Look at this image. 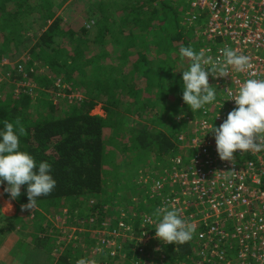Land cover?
<instances>
[{
  "label": "trees",
  "instance_id": "16d2710c",
  "mask_svg": "<svg viewBox=\"0 0 264 264\" xmlns=\"http://www.w3.org/2000/svg\"><path fill=\"white\" fill-rule=\"evenodd\" d=\"M187 5V0H0V62L10 57L16 63L31 47L29 60L18 64L23 73L12 79L29 76L41 88L37 94L16 96L0 88V122L25 129L20 150L37 163L49 162L57 181L48 196L38 198L33 225L22 224L37 233L33 259L48 264V234L60 232L47 226V215H68L87 229L104 222L115 227L122 219L135 226L137 236L142 216L153 215V201L138 176L169 181L170 160L185 152L178 138L193 128L185 118L194 113L182 101L181 73L191 61L181 58L179 49L191 46L199 52L204 43L195 35L200 24L187 25L192 19ZM46 67L69 85L66 94L82 92L84 102L55 101L56 78L42 73ZM99 105L106 116L93 114ZM181 111L185 115L177 119ZM110 169L122 183H113ZM171 188L167 184L164 191ZM13 201L19 210L28 203L26 186ZM10 221L13 228L1 233L21 225L17 217ZM82 243L88 248L86 257ZM196 243L193 236L174 244L175 250L164 247L163 253L173 263L186 261ZM139 246L124 243L121 255L113 257L90 234L77 233L53 264H78L84 258H95L97 264H135L145 259ZM15 259L11 264H31ZM150 259L161 261L159 254Z\"/></svg>",
  "mask_w": 264,
  "mask_h": 264
},
{
  "label": "built area",
  "instance_id": "2783aa9c",
  "mask_svg": "<svg viewBox=\"0 0 264 264\" xmlns=\"http://www.w3.org/2000/svg\"><path fill=\"white\" fill-rule=\"evenodd\" d=\"M187 1L192 12L187 25L205 21L196 36L197 41L204 43L201 50L206 57L222 60L219 50L227 46L248 56L251 63L244 72L229 68L227 77H209V84L217 87V101L185 117L193 128L178 138L179 148L185 152L170 160L169 181L158 175L151 179L144 175L145 190L153 201L154 210L160 207L178 209L182 218L194 225L196 248L186 261L167 260L163 248L174 244H165L155 238L157 220L148 213L142 216L138 236L135 226L122 219L115 227L104 222L99 227L87 229L84 223L77 220L67 223L62 215H56L54 226L60 232L55 238L63 251L76 239L77 233H88L108 248L113 257L121 255L124 243L140 244L139 256L145 255V259L135 264H147V261L158 264L150 259H155L156 254L161 258L159 264H264V150H237L234 161H222L211 133L213 126L218 127L235 107L234 101H227L231 98L229 93L235 94L249 78L264 79V0ZM28 55V50L23 52L21 61H28ZM10 65L11 58L4 57L0 70ZM16 71L22 74L24 67L18 65ZM24 78L17 82L15 92L33 95L40 91L36 81V85L27 86L32 79ZM54 85L56 90L52 93H57L58 98L72 103L84 102L82 92L66 94L61 78L56 79ZM167 184L172 188L165 192ZM89 221L94 223L93 218ZM231 226L234 232L228 231ZM81 249L85 257L89 255L86 244L82 243ZM83 262L97 264L95 258L90 262L84 258Z\"/></svg>",
  "mask_w": 264,
  "mask_h": 264
},
{
  "label": "clouds",
  "instance_id": "9594fccd",
  "mask_svg": "<svg viewBox=\"0 0 264 264\" xmlns=\"http://www.w3.org/2000/svg\"><path fill=\"white\" fill-rule=\"evenodd\" d=\"M219 52L222 60L206 57L203 50L197 52L191 46L179 49L180 57L191 61L187 69L181 71L182 101L193 113L217 101V87L209 84L210 76L227 77L229 68L244 72L251 67L248 56L230 47L221 48ZM229 95L231 98L227 101H234L235 107L218 127L214 125L211 130L222 161H234L237 150H264V79L249 78L235 94ZM184 115L181 111L176 118ZM0 123V185L7 184L4 192L12 200L18 199L22 186H26L28 203L21 205V208L33 210L38 198L48 196L56 187L52 165L47 161L37 163L29 152L20 150V137L26 134L23 127H17L7 120ZM153 215L157 220L154 229L156 239L175 245L192 240L194 225L182 218L178 209L160 207L154 210ZM78 264H84L83 260Z\"/></svg>",
  "mask_w": 264,
  "mask_h": 264
},
{
  "label": "rangeland",
  "instance_id": "374dc122",
  "mask_svg": "<svg viewBox=\"0 0 264 264\" xmlns=\"http://www.w3.org/2000/svg\"><path fill=\"white\" fill-rule=\"evenodd\" d=\"M179 1V0H176ZM84 5V4H83ZM205 21H201L200 22V26H202V24ZM196 35V34H195ZM31 47H28V49H30ZM27 49V50H28ZM21 62V59L19 58L18 61L16 63H13L11 61V65L10 67H5V70H0V88H3L5 90L6 88V92H13V94L16 96V94H19L18 92H15L16 88H17V82L16 80L12 79L13 77L18 79L19 78V71H15L14 68H18V63ZM44 69V71H43ZM41 69V72L46 74V76H52L55 77L56 79L60 78L57 75H51L50 69L49 68H43ZM31 80V79H30ZM31 83V85H36V83L31 80L30 82H27V86H29V84ZM69 85L64 83V89L66 90L67 87ZM61 90V88L59 89ZM37 94V93H35ZM83 94V93H82ZM55 101H61L63 103L68 102L66 99L64 98H58L57 93L53 94ZM59 99V100H58ZM94 115H101V116H106L105 111L102 108H97L93 111ZM151 164H153V162H150ZM155 166V165H154ZM127 169H121L119 172H126ZM118 172V173H119ZM109 173L111 174V180L113 181V183H122L120 182L121 179L120 177H118L119 175H114L113 174V170L110 169ZM113 176H116L113 178ZM142 176V177H141ZM137 181V180H136ZM138 181L140 183H144V174L143 175H139L138 176ZM124 184H128L127 182H124ZM7 186V184L5 183L4 185L0 186V264H11L12 260H14L15 258H20V260H22V262H29L31 264H44L41 263L39 260L33 259V253L35 252V249H38V242H37V233H35L34 231H26L24 229H22V224L26 225V226H32L33 223H31L34 220V211L35 208L33 210L30 209H26L23 210L24 212L19 215V217H17V219L20 221L19 224L21 225H16V228L13 229L12 231H10L9 233L6 232L7 230H10L12 227L11 225V221L10 219H12L10 216L12 215V211L11 208H16L17 204H15V202L10 198L9 194H7L6 192H4V188ZM135 201V200H134ZM13 204V205H11ZM13 206V207H12ZM15 208L14 211L15 212ZM52 208V207H51ZM151 209V208H149ZM9 212V213H8ZM47 215V213H46ZM56 215L59 214H55L54 217H49V215H47V226H51V228H53L54 226V220L56 218ZM60 216V215H59ZM3 217H6V219H4ZM1 218H3V220H1ZM62 218L65 219V221L68 220L70 221V216H64L62 215ZM71 222V221H70ZM75 222V221H73ZM51 223V225H50ZM66 223V224H67ZM70 225V224H69ZM72 226V225H71ZM11 227V228H10ZM2 228H6V231H3V233H1V229ZM229 232H234V228L231 226L228 229ZM54 235L57 234V232L53 233ZM53 234H48V236L51 238V242L50 244L47 246V249L45 250V254H44V259L45 262L48 261V264H53V260L55 261L58 256H60L63 252V246L60 245L59 240H57ZM41 253V250H40ZM42 254V253H41ZM3 255L8 256L7 258V262L4 261L3 259ZM32 257V259H31ZM15 259V260H16ZM17 261V260H16ZM32 261H35L32 263ZM43 261V258H42ZM14 264V263H13Z\"/></svg>",
  "mask_w": 264,
  "mask_h": 264
},
{
  "label": "crops",
  "instance_id": "0c3cea01",
  "mask_svg": "<svg viewBox=\"0 0 264 264\" xmlns=\"http://www.w3.org/2000/svg\"><path fill=\"white\" fill-rule=\"evenodd\" d=\"M15 202V201H14ZM15 204H16V202H15ZM11 205H13V204H11ZM13 207V206H12ZM14 208H15V206H14ZM14 208H11V213H12V215L13 216H10L12 219H14V218H16V217H19V215H21L24 211L22 210V208H20V210H19V208H18V206H16V208H15V212H13L14 211ZM9 213V212H8ZM20 220V219H19ZM20 222V221H19ZM18 262H20V261H18Z\"/></svg>",
  "mask_w": 264,
  "mask_h": 264
}]
</instances>
